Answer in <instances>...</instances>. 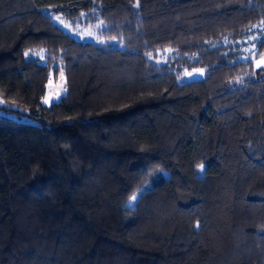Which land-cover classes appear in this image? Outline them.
I'll list each match as a JSON object with an SVG mask.
<instances>
[{
  "label": "trees",
  "instance_id": "obj_1",
  "mask_svg": "<svg viewBox=\"0 0 264 264\" xmlns=\"http://www.w3.org/2000/svg\"><path fill=\"white\" fill-rule=\"evenodd\" d=\"M263 55L264 0H0V264H264Z\"/></svg>",
  "mask_w": 264,
  "mask_h": 264
},
{
  "label": "rangeland",
  "instance_id": "obj_2",
  "mask_svg": "<svg viewBox=\"0 0 264 264\" xmlns=\"http://www.w3.org/2000/svg\"><path fill=\"white\" fill-rule=\"evenodd\" d=\"M42 11L48 15H50L51 20L53 23L58 25L63 31L67 32L74 40L81 41V42H103V38L101 37V28L102 24L101 22H95L87 27L78 25V23H71L68 24L66 20L60 16L54 14L52 11H50V8H43ZM115 42V41H114ZM253 45L246 47L241 55H239L238 59L242 61H247L251 58V53L253 51ZM171 49L170 48H164L156 52V63L157 64H166L169 60L168 58L171 55ZM26 57H34L39 59V61L44 64L46 63V59L44 57L43 51H35V52H28L25 54ZM264 60V55L262 57L257 58L253 61V65L255 69H264V63H261L258 67V62ZM205 76V70L203 68L198 69H192V70H184L181 73L177 75V81L180 83L183 82H190L195 80L203 79ZM66 93V89L64 87V79L60 75L53 79L52 77L47 81L46 83V91L44 96L41 99V104L48 107L52 103L59 100L64 94ZM47 101V102H45ZM1 102V100H0ZM5 117H9L14 119L15 115L11 113L6 114H0ZM24 122H30V118L28 116H21L20 119ZM162 176H166L164 172H162ZM155 181L151 177L142 187H140L127 201L128 206H133L135 200L138 198V196L147 188H151L154 185ZM135 196V199H132V197Z\"/></svg>",
  "mask_w": 264,
  "mask_h": 264
},
{
  "label": "snow or ice",
  "instance_id": "obj_3",
  "mask_svg": "<svg viewBox=\"0 0 264 264\" xmlns=\"http://www.w3.org/2000/svg\"><path fill=\"white\" fill-rule=\"evenodd\" d=\"M261 63H264V60L258 62L257 66L259 67ZM45 102H47V101H45ZM135 198H136L135 196L132 197V199H135Z\"/></svg>",
  "mask_w": 264,
  "mask_h": 264
}]
</instances>
